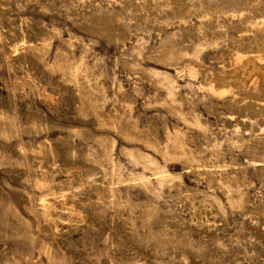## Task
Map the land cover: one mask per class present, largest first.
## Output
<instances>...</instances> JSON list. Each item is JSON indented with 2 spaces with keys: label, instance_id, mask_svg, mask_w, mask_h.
<instances>
[{
  "label": "rangeland",
  "instance_id": "1",
  "mask_svg": "<svg viewBox=\"0 0 264 264\" xmlns=\"http://www.w3.org/2000/svg\"><path fill=\"white\" fill-rule=\"evenodd\" d=\"M0 264H264V0H0Z\"/></svg>",
  "mask_w": 264,
  "mask_h": 264
}]
</instances>
